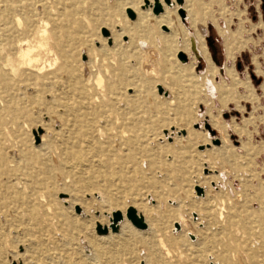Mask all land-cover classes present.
Returning a JSON list of instances; mask_svg holds the SVG:
<instances>
[{
    "label": "rangeland",
    "instance_id": "374dc122",
    "mask_svg": "<svg viewBox=\"0 0 264 264\" xmlns=\"http://www.w3.org/2000/svg\"><path fill=\"white\" fill-rule=\"evenodd\" d=\"M127 1L84 3L83 14L89 24L78 19L70 28L83 26L78 34L83 42L73 59L77 69L69 73L65 81L50 82L49 74L35 80L31 74H25L20 77L18 95L13 96L10 90L0 87V109L5 100L16 96L12 105L19 113L15 118L12 113L4 112V125L0 129V152L8 160L16 159L7 165L17 169L10 177L0 179L1 262L264 264V95L258 89L261 81L257 82L254 66L249 62L252 60L256 71L264 74V12L253 19V12L246 6L252 0H169L168 4L162 0L163 6L175 11L180 26L173 30L164 25L158 28L151 25L150 48L155 52H150L148 60L152 68H148L146 75L127 71L138 90V103L145 109L136 128L138 138L133 147L111 140V146L90 151L88 158H77L55 168L53 179L47 185L29 183L26 188L17 187L15 179L22 176L21 167L25 166L18 161L19 151H32L40 143L42 134H45V142L53 141L64 123V97H55L53 91L48 88L44 91L39 85L55 83L69 91L82 86L89 73L86 63L99 52L100 39L106 47L101 52L105 62L117 59L112 50L115 44L130 51L128 34L113 40L111 32L119 27L102 26L105 20L109 22L116 17L112 5L119 2L121 8ZM144 1L136 0L142 12L148 9ZM256 1L264 6V0ZM38 2L0 0V27L6 25L15 37L26 38L28 18L34 15L46 21L51 30L53 19ZM50 5L52 3L47 2L46 6ZM182 8L186 9L184 18L178 13ZM127 10L122 7L120 11L127 20L134 21L136 12L132 10L134 18H130ZM150 13L155 15L152 9ZM52 15L55 18L56 13ZM211 23L219 33L218 36L211 32L208 35L215 50L210 48L206 36ZM103 28L108 32L106 35ZM157 33L166 41L158 43L154 37ZM180 52L185 60L179 59ZM230 54L232 59L227 58ZM238 54L247 60L239 61ZM210 55L218 59L219 65ZM224 67L230 69L228 73L224 72ZM104 77L106 82L111 80V75ZM235 82L240 85L236 86ZM261 88L264 90V80ZM245 90L252 93V99L246 98ZM132 92V87H126L127 95ZM251 112L253 116L249 117ZM245 117V134L239 135L231 126L241 123ZM211 122L225 123L229 144L221 143L215 127L214 134L204 127ZM188 130L195 135L187 141L182 137ZM206 132L208 142L204 140ZM214 138L219 139V144L211 142ZM223 146L227 147L224 154L228 159L209 153ZM232 150L236 156H229ZM128 152L134 159H125ZM118 159L124 163L120 164ZM101 187L107 191H99ZM197 187L201 188L200 194ZM132 199L143 200L154 209V218L163 233V248L156 249L152 257L147 255L145 246H139L136 253L111 254L112 232L102 235L104 238L96 234L97 223L109 225L112 212L121 211L111 200L126 209L134 207L147 224L145 229L139 230L145 233L147 215L131 202ZM219 200L225 201L227 206L225 215L229 225L224 221L225 229L218 226L216 213L205 215V206ZM85 203L89 208L83 212ZM124 218L137 229L125 215ZM176 223L180 226L178 229ZM119 230L120 227L114 235ZM190 234L194 235L193 239ZM222 255L230 261H223Z\"/></svg>",
    "mask_w": 264,
    "mask_h": 264
},
{
    "label": "bare ground",
    "instance_id": "6f19581e",
    "mask_svg": "<svg viewBox=\"0 0 264 264\" xmlns=\"http://www.w3.org/2000/svg\"><path fill=\"white\" fill-rule=\"evenodd\" d=\"M38 1V4L46 12L48 11L51 19H57L56 21H59V25L56 21L53 22V20H51L52 28L49 30L46 21L36 19L34 15H30V18H28L30 22L26 24L28 33L26 38L15 37L13 32L10 31V27L8 28L6 25L0 27V87L10 90L13 96L18 95L16 89L18 88L20 77L25 74H31L34 76L35 80L49 74L51 76L50 82H55L59 80L65 81L69 73L75 72L77 68L73 65V59L74 56H77L80 52L79 45L83 41L79 39L78 34L82 31L83 26H77L74 30L70 28L78 19H83L86 25L89 24L87 16L83 14V6L84 3L90 5L94 2V0ZM47 2H49V4L51 2L52 5L46 6ZM156 2L160 4L162 10L157 14L154 13L155 15H151L150 9L153 10ZM163 2L168 4L169 0L167 2L163 0ZM116 3L117 4L114 3L112 5L116 10H119H115L116 17L109 22L105 20L102 22V26L110 28L118 26V30H112L111 32L113 40H116L119 35L126 33L129 35L128 44H130L132 49L127 51L126 48H122L115 44L112 50L116 53L117 59H115V61L105 62V57L101 52H103L106 47L104 41L100 39L101 44L98 49L99 52H95L93 57L86 63V66L89 68V73L85 77V82L82 86L78 89L69 91L58 87L55 83H51L50 85H39L44 91H46L47 88L49 91H53L55 97H64L62 98V107H65L66 110H64V114L62 113L65 116V118H63L64 123L60 131L54 135L55 138L53 141L45 142V134H42L41 137L39 136L40 143H38L32 151H19L18 161L24 163L25 166H23V168L21 167V175L23 177L21 176L15 179L18 188H26L29 183L47 185L53 179L55 168L59 169L66 163L77 160V158L84 160L88 158L90 151L111 146V140H118L121 142L120 145H128L129 147H133L132 145L135 144L136 138H138L136 135V128L140 123L139 121L144 116L145 109L138 103V90L132 80L128 78V72L146 75L149 70L148 68H152L153 66H150L151 63H149L148 60L149 54L151 56L150 52H155L154 49L150 48L149 27L151 25L155 26V28L164 25L174 30L180 26V21L173 9H168L163 6L162 0H145L144 3L148 9L146 8L147 10L144 12L138 9V2H136V0H128L125 2L122 6L123 10L126 8L136 12V19L134 21L127 20L124 14H122V11H120L122 7H119V2ZM34 4L35 3H33V5ZM182 9L184 10L185 8ZM53 13H56L55 18L52 15ZM18 21L17 19V22ZM154 37L158 43L166 41L164 40L165 37L159 33L155 34ZM110 43L109 39L108 44ZM231 55L232 54L227 58L232 59L233 55ZM210 57L212 60L213 57L211 55ZM133 61L134 63L131 64ZM229 70L228 67H224L225 73H228ZM104 75H111V80L106 82ZM234 84L236 86L240 85L238 82ZM126 87H132L133 89L130 95L125 93ZM13 96L9 100H5L4 105L0 109V129L4 125L2 118L4 112L12 113L15 118L19 115L17 109L12 105L16 97ZM245 96L247 99H252V93H248V90H245ZM169 101L170 104L173 103L171 99ZM252 116L253 112L250 113L249 117ZM246 121L247 119L245 117L241 123H232L231 129L239 135L245 134ZM223 124L225 125V123ZM223 124L211 122L209 125L211 129L214 127L216 128L222 144H229L228 137L225 135L226 127H224ZM194 135L193 132L188 130L187 134L182 138L188 141L191 140ZM123 138H126L125 141H122ZM204 140L207 142L209 141L207 132ZM226 148L227 147L224 146L221 148L219 147V149L211 150L209 153L216 154L222 160H226L228 159V156L224 154ZM131 152L125 153V159H134ZM229 156H236L235 150H232ZM7 160L4 153L0 152V179L1 176L10 177L13 175L14 171L17 170L16 168H10L11 165H7L9 163L11 164V162L16 159ZM117 161L120 162V164L124 163L120 161V159ZM223 164L222 166H224ZM214 166H220V164H214ZM98 189L99 191H107L105 187ZM36 197L38 201L41 200L39 196ZM131 202L140 207L147 215L148 229L145 233H141L139 230L145 229L147 224L145 228H137L134 226L126 216L129 207L126 209V206L118 205V203L113 202V200L110 201L112 205L114 204L116 207H121V211L116 210L120 211L122 214V219L117 222V226L119 225L118 229L120 227L119 233L114 235L115 232H118V229L115 232L110 229L112 214L109 225L97 224L107 226V233H109V231L112 232L109 237L112 243L111 245H113L111 254L136 253L139 246H145L147 255L152 257L156 249L163 248V233L158 228V222L154 218V209L140 199H132ZM212 202H215L214 205H210ZM212 202L209 203L210 206H208V204L205 206V215L206 213H216V216L212 215L215 216V218L217 217L216 221L218 226L221 229H225L226 227H222L224 221H227L229 225V221L225 215L227 212L226 203L223 200ZM82 205V211H87L89 204L85 203ZM136 214L141 216L137 211ZM54 215L58 217L59 214L54 210ZM124 215L137 229L130 226L128 221L124 218ZM72 220L74 221V219ZM100 221L103 222L102 219ZM182 221H184V219ZM214 225H216V222ZM175 227L178 229L180 226L176 223ZM107 233L98 235H107ZM193 237L194 235L190 234V238L193 239ZM102 238L104 237L102 236ZM167 254L169 253L166 252V255ZM91 257L88 255V258ZM222 259L223 261H230L227 259V256L224 255H222ZM1 263L4 264L3 262Z\"/></svg>",
    "mask_w": 264,
    "mask_h": 264
},
{
    "label": "water",
    "instance_id": "95a60500",
    "mask_svg": "<svg viewBox=\"0 0 264 264\" xmlns=\"http://www.w3.org/2000/svg\"><path fill=\"white\" fill-rule=\"evenodd\" d=\"M167 1H168V0H166V2H167ZM177 1H178V2H181V0H177ZM161 10H162V8H161L160 4H159L158 2H156V3L154 4L153 10H152L153 13H156V14H157V13H159ZM127 13H128V16H129L130 18H134V12H133L132 10L128 9V10H127ZM178 13L180 14V16H181L182 18H184L185 15H184V11H183V9L178 10ZM102 31H103V34H104V35H106V34L108 33L106 29H103ZM210 44H211V43L209 42V45H210ZM178 57H179L181 60H185V59H186L185 55H184L182 52L179 53ZM212 60L215 62L216 65H218V63H217V61H216V59H215L214 57L212 58ZM237 66L239 67L240 64L238 63ZM252 77H254V75H252ZM159 91H161V89H159ZM204 127L207 128L208 131H209L211 134H214V133H215V131H214L213 129L210 128V125H209L208 123H205V124H204ZM211 142H212L213 144H219V139L214 138V139H212ZM196 189H197L198 194H200V192H201V188H200V187H197ZM76 210L78 211V208H76ZM126 216H127V218L131 221V223H132L134 226H136L137 228H145V227H146V223L144 222L143 217H142V216H138V215L136 214V210H135V208H133V207H129V208L127 209V212H126ZM120 219H122V214H121L120 211H115V212L112 213L111 224H110V229H111V231H113V232L117 231V229H118L117 222H118ZM95 230H96V233H97V234H106V233L108 232V227H107V226H101L100 224H96Z\"/></svg>",
    "mask_w": 264,
    "mask_h": 264
},
{
    "label": "crops",
    "instance_id": "0c3cea01",
    "mask_svg": "<svg viewBox=\"0 0 264 264\" xmlns=\"http://www.w3.org/2000/svg\"><path fill=\"white\" fill-rule=\"evenodd\" d=\"M246 6L253 12V13L251 12L252 13L251 16H252L253 19L256 18V17H259V16H262L263 15L264 6L261 4V1L252 0L251 2H248ZM259 8L261 9V12L259 11L260 10ZM263 18H264V15H263ZM257 21H259V20H257ZM208 29H209V32L206 34L207 40H209L211 43H213L212 40L209 38L208 35L211 32V33H215L218 36V34H219L218 33V29H217V27H216V25L214 23H211V25L209 26ZM238 56H239L238 57V60L239 61H241V60L244 59V58L241 57V54H238ZM244 60H247V58L244 59ZM249 60H250V58H249ZM249 62H250V64L252 66H254L255 75H256V78L258 79L257 82H260L261 81L260 84L258 85V89H260L261 90V94L264 95V90L261 88V83L264 80V74L263 73H259V72L256 71L255 64H254V62L252 60L249 61ZM237 111H239V110L237 109Z\"/></svg>",
    "mask_w": 264,
    "mask_h": 264
},
{
    "label": "trees",
    "instance_id": "16d2710c",
    "mask_svg": "<svg viewBox=\"0 0 264 264\" xmlns=\"http://www.w3.org/2000/svg\"><path fill=\"white\" fill-rule=\"evenodd\" d=\"M209 42H210V41H209ZM210 43H211V42H210ZM210 48H211L212 50H215V49H216L213 43L210 44ZM213 57L216 59L218 65H219V61H218V59H217L215 56H213ZM231 136L234 137V135H231Z\"/></svg>",
    "mask_w": 264,
    "mask_h": 264
}]
</instances>
